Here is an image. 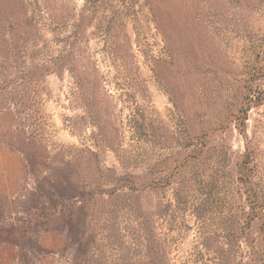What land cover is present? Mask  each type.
<instances>
[{
	"label": "rangeland",
	"instance_id": "obj_1",
	"mask_svg": "<svg viewBox=\"0 0 264 264\" xmlns=\"http://www.w3.org/2000/svg\"><path fill=\"white\" fill-rule=\"evenodd\" d=\"M39 1L56 17L53 53L66 40L70 63L44 88L29 85L22 119L0 113V264H96L99 234L85 201L70 207L77 194L124 189L120 177L134 174L133 189L144 191V209L152 211L173 200L178 183L157 179L181 172L183 157L195 163L201 154L200 172L225 178L223 206L224 199L243 201L231 175L248 142L264 181V74L252 89L263 102L249 109L245 132L238 128L245 82L264 61V0ZM22 3L0 0V65L19 49L13 33L33 34L26 23L32 8ZM63 198L68 206L57 204ZM56 204L64 216L39 217V208ZM188 220L190 229L169 234L176 264L197 258L198 224ZM255 231L264 240L259 225ZM247 256L237 264H248ZM257 258L264 264V252Z\"/></svg>",
	"mask_w": 264,
	"mask_h": 264
},
{
	"label": "trees",
	"instance_id": "obj_2",
	"mask_svg": "<svg viewBox=\"0 0 264 264\" xmlns=\"http://www.w3.org/2000/svg\"><path fill=\"white\" fill-rule=\"evenodd\" d=\"M22 5L32 8L31 14L26 10V23L28 28H32L33 34L27 30L13 33L12 39L16 40L13 44L19 49L0 65V113L8 111L20 119L29 105V85L35 83L44 88L50 74L65 72L70 63L66 40H63L65 44L62 43V49L53 53L52 35L55 28L52 26L57 23L47 5L39 0H23ZM86 17H79L82 22L79 24L80 30ZM61 22L63 30V26L68 24L65 16L61 17ZM110 23L107 20L106 24ZM30 56L32 66L29 67L27 63ZM22 59L24 65L20 64ZM254 70L245 82V95L242 98L243 120L238 128L243 133L249 109L253 104L263 102L259 95L252 94V89L254 80L264 74V61ZM31 119L36 124V119L32 116ZM200 155L194 157L195 163L190 162V157H183L184 160L178 165L182 166L181 172L180 167H177L178 170L172 169L157 179L160 185L177 182L178 186L174 188L173 200L160 201L152 211L144 209L141 201L144 191L133 189V179L137 177L134 174L120 177L124 189H102L99 192L95 187H89L80 198L77 194L70 207L76 208L79 202L85 201L82 208L86 210L87 220L95 224V234H99L97 241L93 234L96 245L93 242L91 253L96 264H176L170 257L169 234L180 227L190 229L193 224L189 222L188 216L197 222L199 229L195 264H237L238 258L244 260L247 255L248 264L259 263L257 256L264 252V240L256 234L255 225H259L260 232H264V181L254 147L249 142L246 144L245 152L236 162L235 174L231 175L235 176L237 195L239 193V197L243 198L238 205L233 197L228 203L224 199L225 206L220 203V194L226 190L225 178L221 179L218 173L205 176L208 169L200 172ZM201 162L206 164L203 159ZM196 178L200 188L192 185ZM59 203L66 205L64 198L59 199ZM57 204L55 208H39V217L54 213L59 218L65 210ZM158 219L163 230L169 233H163ZM245 247L248 249L246 252Z\"/></svg>",
	"mask_w": 264,
	"mask_h": 264
}]
</instances>
